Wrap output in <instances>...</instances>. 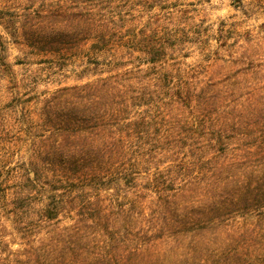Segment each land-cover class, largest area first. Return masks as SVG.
Returning a JSON list of instances; mask_svg holds the SVG:
<instances>
[{"label": "rangeland", "instance_id": "374dc122", "mask_svg": "<svg viewBox=\"0 0 264 264\" xmlns=\"http://www.w3.org/2000/svg\"><path fill=\"white\" fill-rule=\"evenodd\" d=\"M0 264H264V0H0Z\"/></svg>", "mask_w": 264, "mask_h": 264}, {"label": "trees", "instance_id": "16d2710c", "mask_svg": "<svg viewBox=\"0 0 264 264\" xmlns=\"http://www.w3.org/2000/svg\"><path fill=\"white\" fill-rule=\"evenodd\" d=\"M66 14H71V15H75L78 14V12H65ZM68 23V22H67ZM29 30H31L28 34V36H30L31 38H35L34 43L36 44H43L44 46H42L41 51L44 52H50V51H59L57 45H59V43L62 41L63 38H67L69 37V33L74 32L75 29L74 27H72L71 24L69 25H62L59 28V32H57V34L60 36V39L55 40L54 38L49 36V32H46V34H43V31L41 34H43V36H39L40 35V31L39 29H31V27L28 28ZM44 30V29H43ZM37 32L38 35H37ZM32 43V42H31ZM141 43V42H140ZM35 45V44H34ZM140 49L145 52L146 56V61L151 64V66H156V64L158 62H160V54L159 52L148 42H146L145 44H141L140 45ZM88 86V83L84 84L81 86V89H85ZM77 86H72L70 88H62V90H74L76 89ZM77 169V168H76ZM75 172L72 173V177L75 181H78L84 174V172L82 173V168L80 170H76ZM86 172L89 171L88 168H86ZM94 169V168H93ZM95 170V169H94ZM81 172V173H80ZM69 175V172H68Z\"/></svg>", "mask_w": 264, "mask_h": 264}]
</instances>
